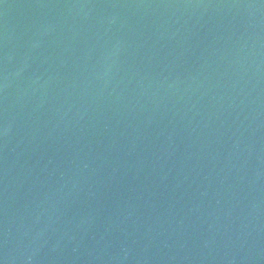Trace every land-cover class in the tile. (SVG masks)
Instances as JSON below:
<instances>
[{"label":"water","instance_id":"obj_1","mask_svg":"<svg viewBox=\"0 0 264 264\" xmlns=\"http://www.w3.org/2000/svg\"><path fill=\"white\" fill-rule=\"evenodd\" d=\"M0 264H264V0H0Z\"/></svg>","mask_w":264,"mask_h":264}]
</instances>
